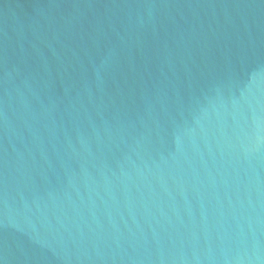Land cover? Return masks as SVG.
Returning <instances> with one entry per match:
<instances>
[{"label":"water","instance_id":"obj_1","mask_svg":"<svg viewBox=\"0 0 264 264\" xmlns=\"http://www.w3.org/2000/svg\"><path fill=\"white\" fill-rule=\"evenodd\" d=\"M0 264H264V0H0Z\"/></svg>","mask_w":264,"mask_h":264}]
</instances>
